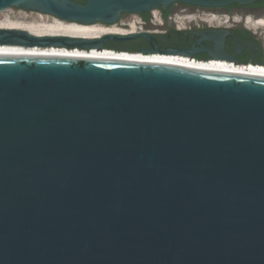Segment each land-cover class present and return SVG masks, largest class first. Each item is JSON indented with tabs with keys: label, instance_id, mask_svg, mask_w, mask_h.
I'll return each instance as SVG.
<instances>
[{
	"label": "water",
	"instance_id": "obj_1",
	"mask_svg": "<svg viewBox=\"0 0 264 264\" xmlns=\"http://www.w3.org/2000/svg\"><path fill=\"white\" fill-rule=\"evenodd\" d=\"M251 1L0 0V11L114 24L176 2ZM138 37L153 39L0 29L3 45L90 51ZM0 264H264V76L0 53Z\"/></svg>",
	"mask_w": 264,
	"mask_h": 264
},
{
	"label": "flooded vegetation",
	"instance_id": "obj_2",
	"mask_svg": "<svg viewBox=\"0 0 264 264\" xmlns=\"http://www.w3.org/2000/svg\"><path fill=\"white\" fill-rule=\"evenodd\" d=\"M75 1L85 3L87 0ZM157 10L161 17L158 22H154L152 10L138 13L146 21V26L149 23L153 25V29L141 30L153 35L152 42L146 37H138L122 42L111 40L105 46L128 52L157 48L161 54L190 60L223 61L237 66H264V31L246 24L247 15L254 18L264 16V0H252L247 4L232 3L218 8L176 2ZM125 14L127 13L121 15L117 23L122 21ZM236 15L241 20L236 21ZM132 19L136 20L134 16ZM117 23L114 25L119 26ZM135 32L138 33L130 30L122 34Z\"/></svg>",
	"mask_w": 264,
	"mask_h": 264
},
{
	"label": "bare ground",
	"instance_id": "obj_3",
	"mask_svg": "<svg viewBox=\"0 0 264 264\" xmlns=\"http://www.w3.org/2000/svg\"><path fill=\"white\" fill-rule=\"evenodd\" d=\"M11 8L0 11V29H17L24 30L36 36H70V37H101L105 34H120L131 31H141V21L138 16H134L136 20L125 21L127 27L116 25H104L101 23L81 24L75 21H66L49 13L39 12L34 18L28 19L26 15L19 17L12 16ZM158 15V11L154 12ZM159 16V15H158ZM235 20H241L239 15L235 16ZM156 22L159 20L156 18ZM246 24L253 29H262L264 31V16L254 18L247 15ZM137 33V32H135ZM0 53H32V54H53V55H70L83 57H100L108 59H125L134 61L160 62L167 64H175L217 71L246 73L264 76V66H237L223 61H201L190 60L176 55L167 54H145L141 52L117 51L113 49L102 50H81L68 49L56 46H21L0 44Z\"/></svg>",
	"mask_w": 264,
	"mask_h": 264
},
{
	"label": "rangeland",
	"instance_id": "obj_4",
	"mask_svg": "<svg viewBox=\"0 0 264 264\" xmlns=\"http://www.w3.org/2000/svg\"><path fill=\"white\" fill-rule=\"evenodd\" d=\"M40 11H36V10H27V9H24V8H20V7H12L11 8V14L12 16H15V17H19L22 15H26L28 19H32L34 18ZM43 13V12H42ZM133 14H125L123 17H122V21H129L131 20V18H133ZM0 18H1V14H0ZM121 26V25H119ZM118 26V27H119ZM153 25L149 23V26H145V28H150V29H153L152 27ZM120 28V27H119ZM114 50V49H113Z\"/></svg>",
	"mask_w": 264,
	"mask_h": 264
},
{
	"label": "built area",
	"instance_id": "obj_5",
	"mask_svg": "<svg viewBox=\"0 0 264 264\" xmlns=\"http://www.w3.org/2000/svg\"><path fill=\"white\" fill-rule=\"evenodd\" d=\"M155 11H158L157 9H154L153 11H152V18H153V20H154V22H156L155 21V19L157 18L159 21H161V17H160V15H159V11H158V15H154V12ZM134 16L136 15V14H133ZM136 16H138L139 18H140V21H141V26L142 27H144V29H145V26H146V21H144L139 15H136ZM118 25H121V26H123V27H127V23H125L124 21H121L120 23H117ZM195 60V59H194ZM199 61V60H198ZM201 61H203V60H201Z\"/></svg>",
	"mask_w": 264,
	"mask_h": 264
}]
</instances>
